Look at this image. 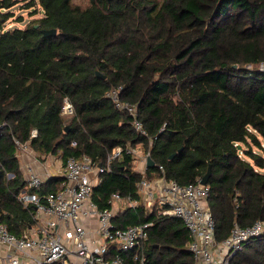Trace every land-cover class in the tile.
I'll use <instances>...</instances> for the list:
<instances>
[{
  "label": "trees",
  "instance_id": "1",
  "mask_svg": "<svg viewBox=\"0 0 264 264\" xmlns=\"http://www.w3.org/2000/svg\"><path fill=\"white\" fill-rule=\"evenodd\" d=\"M15 1L0 0V8ZM25 1L42 15L21 28L2 30L0 21V221L11 233L33 224L32 206L17 199L25 187L32 191L18 143L58 153L62 165L70 155L104 164L115 146L141 143L155 162L147 178L160 176L161 165L167 178L194 183L211 166L217 240L234 223L264 221V0H89L84 8ZM7 15L0 12L2 20ZM50 28L54 35L42 33ZM119 86L147 136L107 97ZM64 98L72 114L61 113ZM134 159L126 152L113 159L92 200L108 207L117 192L137 202L112 220L117 227L152 223L141 247L145 264H196L182 220L144 208ZM63 179H46L42 191L59 189ZM121 254L125 264H138L133 252ZM230 264H264V234Z\"/></svg>",
  "mask_w": 264,
  "mask_h": 264
},
{
  "label": "built area",
  "instance_id": "2",
  "mask_svg": "<svg viewBox=\"0 0 264 264\" xmlns=\"http://www.w3.org/2000/svg\"><path fill=\"white\" fill-rule=\"evenodd\" d=\"M259 68L264 69V61L259 63ZM120 88L108 89L107 97L116 109L130 115L131 125L137 132L147 136L137 105L121 98ZM61 113H73L66 98ZM140 144L114 147L104 164L96 163L88 156H68L61 169L63 182L54 191H42L43 183L52 176L50 172L42 175L31 165H26L27 188H32V191L25 187L17 199L24 206H32L33 224L15 235L0 221V243L12 250L6 258L7 264H125L121 252H133L138 264H145L141 247L152 223L117 227L112 220L117 212L135 207L137 202L130 195L113 192L108 200L110 206L98 207L91 198L93 187L100 181V173L109 171L112 160L123 152L137 156L136 146ZM25 149L26 143H18L17 151ZM147 155L144 156L145 168ZM159 169L161 175L158 177L147 178L142 173L136 191L144 208L182 220L190 237L188 249L196 264H230L232 257L250 238L264 234V221L258 219L248 226L234 223L230 234L223 240H217L208 205V184H202L200 178L194 183L181 184L167 178L161 165ZM87 218L96 219L94 229H86L84 219Z\"/></svg>",
  "mask_w": 264,
  "mask_h": 264
},
{
  "label": "crops",
  "instance_id": "3",
  "mask_svg": "<svg viewBox=\"0 0 264 264\" xmlns=\"http://www.w3.org/2000/svg\"><path fill=\"white\" fill-rule=\"evenodd\" d=\"M26 145L27 149L17 151L19 168L24 175V178H26L27 176V172L25 170L26 165H31L36 172L42 175H46V173L49 172V174L52 175L51 177L61 175L62 160L58 153H37L32 149L31 146L28 145V143H26ZM84 224L87 230H92L96 226V219H84ZM11 251L12 250L10 249V247L0 243V264H7L6 258L10 253H12Z\"/></svg>",
  "mask_w": 264,
  "mask_h": 264
},
{
  "label": "rangeland",
  "instance_id": "4",
  "mask_svg": "<svg viewBox=\"0 0 264 264\" xmlns=\"http://www.w3.org/2000/svg\"><path fill=\"white\" fill-rule=\"evenodd\" d=\"M73 5L79 6L81 8L86 7L89 4V0H71ZM25 0H16L11 6L0 8V12L9 13L7 17L3 20L0 16V21L2 24V30L11 29L14 27H24L25 24L33 19H36L42 15L38 6L26 7ZM116 147V146H115ZM137 147L138 154L135 155V159L133 161V167L135 170L144 173L145 164H144V156H145V148L144 145L140 144ZM254 150L258 151V148L253 147ZM150 210V209H149Z\"/></svg>",
  "mask_w": 264,
  "mask_h": 264
},
{
  "label": "water",
  "instance_id": "5",
  "mask_svg": "<svg viewBox=\"0 0 264 264\" xmlns=\"http://www.w3.org/2000/svg\"><path fill=\"white\" fill-rule=\"evenodd\" d=\"M42 33H43L44 35H47V36H49V35H54V34L56 33V29H55V28L43 29V30H42ZM96 74H97V75H100L98 72H96ZM178 151H181V148H179ZM174 155H175V153H172V154L170 155V157H172V156H174ZM154 164H155V162H154L153 158H152L151 156L147 155V156H146V167H153ZM210 174H211V166L208 165L206 172H205V173L202 175V177L200 178V182H201L202 184H207V183H208V178H209Z\"/></svg>",
  "mask_w": 264,
  "mask_h": 264
}]
</instances>
